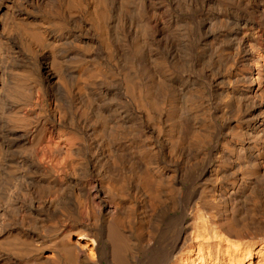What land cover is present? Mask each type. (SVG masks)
Returning <instances> with one entry per match:
<instances>
[{"label":"bare ground","instance_id":"1","mask_svg":"<svg viewBox=\"0 0 264 264\" xmlns=\"http://www.w3.org/2000/svg\"><path fill=\"white\" fill-rule=\"evenodd\" d=\"M0 264H264V0H0Z\"/></svg>","mask_w":264,"mask_h":264},{"label":"rangeland","instance_id":"2","mask_svg":"<svg viewBox=\"0 0 264 264\" xmlns=\"http://www.w3.org/2000/svg\"><path fill=\"white\" fill-rule=\"evenodd\" d=\"M47 144H49V143H47ZM48 146H50V147H48ZM48 146L47 147L50 150V155L51 156H54L55 155V152H56V156H54V164H55V166H62L64 164L65 157H64V155H62L61 153H59L60 150H59V146H58L57 142L56 141H52L51 144H49ZM43 149H44V147H43ZM107 212L110 214V208L107 209Z\"/></svg>","mask_w":264,"mask_h":264}]
</instances>
